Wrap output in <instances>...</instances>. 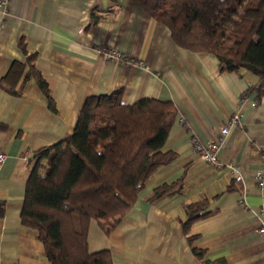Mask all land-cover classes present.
I'll use <instances>...</instances> for the list:
<instances>
[{
  "label": "crops",
  "instance_id": "crops-1",
  "mask_svg": "<svg viewBox=\"0 0 264 264\" xmlns=\"http://www.w3.org/2000/svg\"><path fill=\"white\" fill-rule=\"evenodd\" d=\"M0 0V82L14 61L36 54L55 110L37 79L24 73L20 96L0 86V264H51L37 230L23 225L27 181L34 153L68 138L89 95L122 91L126 104L143 98L174 103L176 112L164 152L176 159L152 174L119 224L106 233L92 220L90 252L109 250L113 264H264V97H243L258 76L222 71L217 58L178 46L169 28L131 0ZM115 47L129 61L107 60ZM142 61L145 66L136 62ZM257 102V107L253 106ZM239 114L240 122L231 124ZM230 125L221 166L206 163L192 138L207 143ZM236 167L237 176L231 167ZM239 177L240 179H237ZM182 179L180 193L153 200L154 189ZM245 200L246 206L240 204ZM208 202L210 215L185 233L186 205ZM190 236H195L191 241Z\"/></svg>",
  "mask_w": 264,
  "mask_h": 264
},
{
  "label": "trees",
  "instance_id": "trees-1",
  "mask_svg": "<svg viewBox=\"0 0 264 264\" xmlns=\"http://www.w3.org/2000/svg\"><path fill=\"white\" fill-rule=\"evenodd\" d=\"M169 28L181 48L217 58L222 71L245 69L258 76L243 97H264V0H131ZM26 60L14 61L0 86L20 96L18 80L31 74L55 110L45 78L36 68V54L22 45ZM176 108L173 102L143 98L131 104L122 91L89 95L73 133L34 153L37 159L27 181L21 212L23 225L38 231L51 264H113L109 250L90 252L88 230L96 220L110 233L135 205L152 174L176 159L164 152ZM0 123V130L5 129ZM47 163V165L44 164ZM182 179L158 186L152 199L180 193ZM183 228L210 215L208 202L186 205ZM5 202L0 201V219ZM192 241L195 236H190ZM205 264L203 249L193 248Z\"/></svg>",
  "mask_w": 264,
  "mask_h": 264
},
{
  "label": "built area",
  "instance_id": "built-area-1",
  "mask_svg": "<svg viewBox=\"0 0 264 264\" xmlns=\"http://www.w3.org/2000/svg\"><path fill=\"white\" fill-rule=\"evenodd\" d=\"M9 3V0L3 1L2 4L6 6ZM101 53L104 55V57L107 60H116V61H129L128 57L120 51L119 49L115 47H108L101 50ZM139 66H145L148 68L142 61L136 62ZM257 102L255 101L253 103L254 107H257ZM241 117L239 114H235L233 116V119L231 121L232 125L233 123L240 122ZM230 125H222L218 129L217 138L213 141L203 143L201 142L197 137L192 138V144L193 149L200 155V157L208 164L213 166H221V162L218 158V153L221 149L222 144L226 140V137L229 135L230 131ZM6 160V155L1 153L0 154V167L3 165V163ZM232 173L234 176H237L238 171L236 170V167H231ZM237 179H240L237 177ZM255 179L258 182V185L261 189H264V170H259L255 173ZM241 205L246 206L245 200H241ZM263 211H264V202L262 205ZM261 234H264V224L262 225L261 229L259 230Z\"/></svg>",
  "mask_w": 264,
  "mask_h": 264
},
{
  "label": "rangeland",
  "instance_id": "rangeland-1",
  "mask_svg": "<svg viewBox=\"0 0 264 264\" xmlns=\"http://www.w3.org/2000/svg\"><path fill=\"white\" fill-rule=\"evenodd\" d=\"M44 164H45V165H47V163H46V162H44Z\"/></svg>",
  "mask_w": 264,
  "mask_h": 264
}]
</instances>
